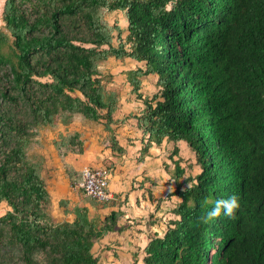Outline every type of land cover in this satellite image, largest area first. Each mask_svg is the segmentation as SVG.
<instances>
[{"label":"trees","instance_id":"obj_1","mask_svg":"<svg viewBox=\"0 0 264 264\" xmlns=\"http://www.w3.org/2000/svg\"><path fill=\"white\" fill-rule=\"evenodd\" d=\"M112 12L125 27L109 22ZM2 16L0 202L10 208L0 215V264H99L96 243L118 229L125 201L116 196L87 198L95 214L76 205L73 221L51 212L45 156L34 148L43 128L78 116L103 123L115 153L126 150L117 136L128 123L141 159L164 141L189 148L184 159L174 146V186L162 199L170 215L152 220L166 226L150 233L143 264H264V0H6ZM111 57L136 64L127 79L138 106L123 118L101 70ZM149 75L157 90L144 94ZM54 145L60 155L84 151L79 131ZM232 194V216L203 219Z\"/></svg>","mask_w":264,"mask_h":264},{"label":"crops","instance_id":"obj_2","mask_svg":"<svg viewBox=\"0 0 264 264\" xmlns=\"http://www.w3.org/2000/svg\"><path fill=\"white\" fill-rule=\"evenodd\" d=\"M88 122H92V120L78 116L68 125L60 123L56 127H45L40 134V152L45 156L43 174L46 178L47 185H51V189L54 192L60 189L59 185H64V191H67L69 187L72 186L66 173V165L71 166L76 172L80 173L85 166L104 167L103 165L106 157H110V151L112 152V150L107 147L105 132L98 129L88 130ZM48 128H56L57 134L54 132V135L48 138L43 134ZM123 129L124 127L120 128L119 131L122 132ZM133 129L134 132L140 133L137 129ZM71 131H79L81 133V138L84 141V151L82 153L69 152L66 155H60L54 145V140L58 138L61 133L66 134ZM138 133L136 135L140 138L141 134ZM182 144L185 146V152L190 153L185 142L180 141L176 144L173 143L174 146H179L180 152ZM165 153L166 151L163 152V154ZM111 177L113 181H110V190L113 195L119 199L125 198L123 200L125 204L122 205V209L125 213L118 224V229L109 232L96 243L94 250L96 254L100 256L99 264H143V250L149 240L150 233L158 230L160 232L165 226H163L162 223L161 226H159V228H161L160 230L157 228L159 223L157 224L154 222L152 224V222L149 221L158 216H156L157 214L153 211L154 203L149 201L148 195L145 194L147 191L145 187L147 186L144 185L145 187H143L142 184V191L140 192L139 190H135L136 185L133 184L134 176L130 178V176L127 175L119 179L116 173H112ZM129 187L130 191L128 189ZM169 191H171V189H169L168 192ZM124 193H126L128 197ZM64 197L65 198L62 199H67L69 202V199H73L74 194L71 197L67 196L68 198H66V196ZM62 199H60V201ZM134 201H136L135 204ZM71 203H68L69 212H66L65 207H63V211H61L62 218H57L56 214H54L55 211L52 213L53 216L59 221H73L75 214L71 210L74 206L80 204L75 203L73 206H70ZM165 204H167L166 201ZM7 206V202H0V214L7 211ZM146 212L147 214H145ZM143 214L146 216L143 217ZM162 216L164 217V214Z\"/></svg>","mask_w":264,"mask_h":264},{"label":"rangeland","instance_id":"obj_3","mask_svg":"<svg viewBox=\"0 0 264 264\" xmlns=\"http://www.w3.org/2000/svg\"><path fill=\"white\" fill-rule=\"evenodd\" d=\"M5 1L6 0H0V27L4 25L2 14H3ZM107 19L111 23L115 21L119 22V24L122 27H125L127 23L125 15L122 12H112L107 15ZM135 65H136L135 62L130 58L117 59L115 57H111L107 61L101 64V70L106 78L107 87L109 89L116 90L120 95V107L119 110L117 111V115L119 114L120 118H123L125 115H128L132 111V109L136 108L135 106H138V103H136L135 95L131 94L130 92L131 86L127 79L128 76L127 72ZM156 84H157V77L155 75H149L144 77L142 92L144 94H153L157 90ZM123 127H124L123 131L122 132L119 131L117 138L120 142V145L125 147L126 149L125 152L120 154L113 152V150L112 152L110 151V155H109L110 157H106L103 166L106 168V170L109 173L110 181H113L111 177L112 173H116L119 179L122 176L129 175L130 178L131 176H134L133 184L136 185L135 190H139L141 192L142 184L143 187L147 186L145 187L147 188L145 194L148 195L149 201H152L154 203L153 211L157 214L156 215L158 216L157 218H161V216L166 211L169 210L168 209L169 203L167 204H165V202L163 203L162 199L167 195L168 190L173 188L174 186L173 178L170 177L171 175L169 173L174 169V162L171 158V155H173L174 158L176 159L178 158V154L177 155L174 154L173 143H168L167 141H164L161 146H158L156 144L151 146L149 148V152L145 153L143 159H141L140 154H141V149L143 148V144L139 136L136 135L138 132H134V129L130 123L123 125ZM87 128L88 130L98 129L104 131L106 134V140H108V136H110L109 131L105 129L103 123L100 122L98 123L96 121L88 122ZM55 129L48 128L46 131H44L43 134L48 138H50L51 135H54V132L55 134H57V131ZM181 146L182 149L180 155L183 156L184 159H186L187 158L186 156H189L190 153L185 152L184 144H182ZM34 151L40 152L41 147L36 146L34 148ZM162 151L163 152L166 151V153L163 154ZM189 160L192 161V159ZM183 164H185V162H183ZM48 186H49V191L52 195V205H51L52 213L55 211L54 214H56L57 218L59 219L62 218L61 211H63V207L59 205L60 199L65 198L64 196H66V198H68L67 196L71 197L73 196V194H74L73 199H69V202L70 203L72 202L70 206H73V204L75 203H79L80 205L86 204L90 208L91 215L95 214L96 211L94 210V207L90 203H85L86 202L85 200L91 197L88 196L83 190L75 189L73 186H70L67 191H64L65 190L64 185H59L60 189H57L54 192L51 189L52 186L51 185ZM128 189L130 191V187ZM124 199L121 200L123 201ZM135 202L136 201H134V204ZM166 202H169V200L168 201L166 200ZM9 208L10 207L7 206V210ZM4 213L2 212L1 214ZM145 214H147V212ZM168 214L167 217L165 216L164 218H169ZM145 216L146 215L143 214V217ZM152 220L154 219H151L149 221L152 222L153 224L154 222ZM162 223L163 226H166L165 221H161L160 224L157 225V228L160 230L161 228H159V226H161ZM164 229H162V231L160 232L163 233Z\"/></svg>","mask_w":264,"mask_h":264},{"label":"built area","instance_id":"obj_4","mask_svg":"<svg viewBox=\"0 0 264 264\" xmlns=\"http://www.w3.org/2000/svg\"><path fill=\"white\" fill-rule=\"evenodd\" d=\"M75 189L83 188L91 198L108 202L115 198L111 192L110 176L106 168L100 166H85L81 170V180L72 183Z\"/></svg>","mask_w":264,"mask_h":264},{"label":"clouds","instance_id":"obj_5","mask_svg":"<svg viewBox=\"0 0 264 264\" xmlns=\"http://www.w3.org/2000/svg\"><path fill=\"white\" fill-rule=\"evenodd\" d=\"M239 206L240 200L238 194H232L228 197L218 198L215 201L214 207L208 211L207 216L203 217V219L207 220L211 217H217L220 216L221 213L227 216H232L234 214V210Z\"/></svg>","mask_w":264,"mask_h":264}]
</instances>
